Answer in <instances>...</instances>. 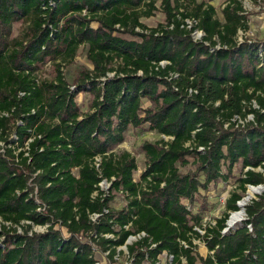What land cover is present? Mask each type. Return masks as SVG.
<instances>
[{
	"label": "trees",
	"instance_id": "16d2710c",
	"mask_svg": "<svg viewBox=\"0 0 264 264\" xmlns=\"http://www.w3.org/2000/svg\"><path fill=\"white\" fill-rule=\"evenodd\" d=\"M212 1L0 0V264H100V252L115 262L124 246L130 264L164 255L167 264H264V193L223 233L248 187L264 186V39L239 42L248 30L241 3L230 0L221 21ZM158 2L165 23L148 28L142 19ZM191 17L209 45L182 28ZM81 48L94 69L71 80L61 67ZM48 62L53 81L39 77ZM80 93L90 95L87 111ZM249 115L254 121H234ZM131 128L160 137L141 147L139 180L136 158L118 152ZM237 166L241 193L205 222L214 210L205 193ZM116 194L125 199L120 209Z\"/></svg>",
	"mask_w": 264,
	"mask_h": 264
},
{
	"label": "rangeland",
	"instance_id": "374dc122",
	"mask_svg": "<svg viewBox=\"0 0 264 264\" xmlns=\"http://www.w3.org/2000/svg\"><path fill=\"white\" fill-rule=\"evenodd\" d=\"M210 2V0H206ZM230 0H215L212 1V5L215 6L216 12H217V18L221 21L224 20L223 17V9L229 4ZM242 7H243V15L245 17V21L248 25V30L246 32L239 31L238 41L240 42V37L242 36V41L249 40V41H260L264 39V0H238ZM158 11H156L155 15L150 18L142 19V22L148 27V28H156L157 26L164 24L166 20V15L162 10V7L160 5V2L157 3ZM93 27H97L98 25L96 23H93ZM24 29V26L22 24H18L15 27L14 36H18L21 34L22 30ZM137 31H140V29H137ZM205 32V31H204ZM124 38H130L127 34H121ZM241 41V42H242ZM89 68L90 70H93V65L89 62L86 56V52L83 48H81L78 52L77 57L72 63H68L66 66L61 67L62 72L72 80V78H75L76 75L79 73V71L82 68ZM114 74L109 73L108 76L112 77ZM57 76V71L55 66L48 62L45 64L41 70V73L39 74V77L41 80L46 81H53L55 77ZM74 89V87H72ZM78 102L82 106V109L84 111L88 110L89 103H90V95L87 93H80L78 96ZM148 106V104L146 105ZM253 107L255 109H259V106L254 103ZM246 120H249L247 117ZM245 121V120H244ZM254 121V117H253ZM252 122V121H249ZM160 140V137L155 132H150L148 129L146 130H137L131 128L127 141L121 145L118 149V152L127 151L130 152L137 160L138 163V171L135 173V179L139 180L142 172L146 168V161L145 156L143 155L141 151V147L146 142H157ZM4 146L3 142H0V148ZM191 168V166L187 168H182L183 172H187ZM241 175V168L240 166H237L234 170V178H232L227 183H224L220 186L211 187V190L205 193V196H207L209 200V206L211 204H214L213 208L214 210L209 211L206 218L208 222H213V219L220 218L223 215L224 212V203L231 196V193L233 191L241 193L239 190V186L237 181V178ZM264 188V186H262ZM104 192H109V189H107L106 185L102 187ZM256 189V187H255ZM251 190L253 188H249L246 193V202L249 204L252 199L257 198L258 195H261L264 193V191L258 193V194H251ZM249 198V199H248ZM218 202V203H217ZM217 203V204H216ZM246 203V204H247ZM125 205V199L121 194L115 195V201L112 203V206L114 208L120 209ZM212 206V205H211ZM246 218L245 213H243L242 219ZM241 219V220H242ZM2 221L0 219V228H1ZM63 234L66 236V230L61 229ZM135 242L134 239H130L128 244H132ZM197 251L199 254H204L205 252V243L200 242L197 244ZM124 252V254H119V256H116L115 262H111L108 259V253L100 252L98 253V259H100V264H129L130 258L128 257V250L126 247L119 248L118 252ZM201 256V255H200ZM167 259L162 258V261L160 264H167ZM148 264V263H147Z\"/></svg>",
	"mask_w": 264,
	"mask_h": 264
},
{
	"label": "built area",
	"instance_id": "2783aa9c",
	"mask_svg": "<svg viewBox=\"0 0 264 264\" xmlns=\"http://www.w3.org/2000/svg\"><path fill=\"white\" fill-rule=\"evenodd\" d=\"M182 28L190 32L191 37H192V39H193L195 42H200V43H204V44H206V45H209V43L205 41L206 33L204 32V30H202V29L199 27V20H198V19L193 18V17H191V18H186V19L183 21ZM242 36H243V35H242ZM242 36L240 37V40H241V41H242ZM241 41H240V42H241ZM216 48H220V44H217ZM166 64H167V62H162V63H161V66H165ZM189 93H190V94H193V93H196V91H193L192 89H190V90H189ZM248 118H249V120H245V121H244V120H242L240 117L237 116V117L234 119V121L237 122L238 125H245V123H247V122H249V121H253V115H249ZM162 137H163V139H164L165 141H167V142H168L169 140H172L171 137H166V136H162ZM199 150H200V151H203L204 148L201 147V148H199ZM100 164H101V159H100V158H96V159H95V166H96L97 168H99V167H100ZM104 185H106L107 189H109L110 186H111V183L108 182L107 180H104L103 182H101V183L99 184V186H100V188H101L102 191H103L102 187H103ZM249 188H253V189H255V187H253V186H249ZM256 188H257V187H256ZM103 192H104V191H103ZM248 199H249V198H248ZM246 203H247V202H246V197H245L243 200H241L240 202H238V205L241 207V210H240V211H237V212H233V213H231V215H230V217H229V220H228V222H227V228L224 229L223 233H226L227 231H229V229L235 227L236 225H238V224H240V223H242L243 221L246 220V218H243V219H242V217H241L242 220H241V219H240V220H236V221L234 222V224H230V222L232 221L233 217H234L236 214H240V213H242V216H243V213H245V211H244V207L248 204V203H247V204H246ZM245 215H246V214H245ZM97 217H98V215H94V218H97ZM205 222H208L207 218L205 219ZM210 222H211V221H210ZM47 227H48V226H37V227L34 228V231H35V232L42 233V232H45V231L47 230ZM249 228H250V231H252L251 226H249ZM196 230H197L201 235H205V233H206V231L203 230V229H201V228H196ZM19 232H21V229H19ZM30 234H32V233H30ZM145 236H146L145 233H141V234H138V235H136V236H130L129 239H128V241H127V245H132V244L134 243V242H133L132 244H128V242H129L130 239H134L135 242H137L139 239H141L142 237H145ZM200 242H201L200 240H195V241H194V243H195L196 245L199 244ZM183 244L185 245V247H188L185 243H183ZM124 247H126V246H124ZM164 258H166L169 262H172V256H169V257H168L167 255H164ZM161 261H162V258H161ZM161 261L158 262L157 264H160ZM98 264H99V263H98ZM129 264H130V263H129Z\"/></svg>",
	"mask_w": 264,
	"mask_h": 264
},
{
	"label": "bare ground",
	"instance_id": "6f19581e",
	"mask_svg": "<svg viewBox=\"0 0 264 264\" xmlns=\"http://www.w3.org/2000/svg\"><path fill=\"white\" fill-rule=\"evenodd\" d=\"M262 191H264V188H262V187H258V188H256V189L251 190V194H258V193H260V192H262ZM241 217H242V213H240V214H236V215L233 217V219H232V221L230 222V224H234V222H235L236 220H240Z\"/></svg>",
	"mask_w": 264,
	"mask_h": 264
},
{
	"label": "crops",
	"instance_id": "0c3cea01",
	"mask_svg": "<svg viewBox=\"0 0 264 264\" xmlns=\"http://www.w3.org/2000/svg\"><path fill=\"white\" fill-rule=\"evenodd\" d=\"M127 141V140H126ZM123 145V144H122ZM209 250H208V248L206 247V245H205V252H204V254L202 253V254H200L202 257H204V258H206L208 255H209Z\"/></svg>",
	"mask_w": 264,
	"mask_h": 264
},
{
	"label": "water",
	"instance_id": "95a60500",
	"mask_svg": "<svg viewBox=\"0 0 264 264\" xmlns=\"http://www.w3.org/2000/svg\"><path fill=\"white\" fill-rule=\"evenodd\" d=\"M258 187H262V186H258ZM258 187H257V188H258Z\"/></svg>",
	"mask_w": 264,
	"mask_h": 264
}]
</instances>
